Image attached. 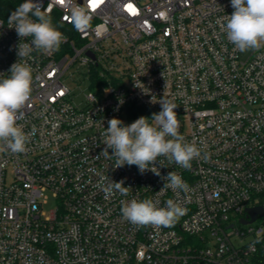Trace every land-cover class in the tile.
I'll return each mask as SVG.
<instances>
[{
	"label": "built area",
	"instance_id": "1",
	"mask_svg": "<svg viewBox=\"0 0 264 264\" xmlns=\"http://www.w3.org/2000/svg\"><path fill=\"white\" fill-rule=\"evenodd\" d=\"M34 2L66 40L26 58L33 85L17 123L35 134L24 152H0V264H264V228L253 224L264 215L240 222L247 207L264 208V45L242 59L227 40L221 25L231 0ZM73 7H86L87 29L74 28ZM7 18L5 76L20 43ZM73 68L90 81L81 103L67 84ZM163 97L177 105L178 131L201 156L190 169L159 157L160 175L114 168L115 157L102 153L108 121L150 119ZM169 172L188 191L164 188ZM101 176L105 185L124 181L127 195L106 197ZM47 192L56 201L49 216ZM133 198L160 207L171 199L187 212L172 227L137 226L121 214V201Z\"/></svg>",
	"mask_w": 264,
	"mask_h": 264
},
{
	"label": "clouds",
	"instance_id": "2",
	"mask_svg": "<svg viewBox=\"0 0 264 264\" xmlns=\"http://www.w3.org/2000/svg\"><path fill=\"white\" fill-rule=\"evenodd\" d=\"M231 6L234 11L221 25L227 40L240 52L259 49L264 45V0H231ZM70 18L78 31L89 27L90 16L86 7H73ZM7 22L15 29L20 43L16 46L17 62L11 65L7 76L0 75V152L22 153L29 137L35 134V129L25 133L17 123L23 118L22 109L30 99L33 85V69L26 58L34 51L43 54L58 51L66 37L59 26L53 24L47 8H42L34 0H24L8 16ZM159 103L161 111L152 115L151 123L144 116L130 125L118 118L108 121L102 133L105 145L102 153L109 158L115 157L114 168L135 165L140 173L150 170L160 175L154 166L159 157L190 169L192 160L201 156L200 149L194 143L185 142L178 131L179 121L174 111L177 105L164 97ZM100 179L106 197L117 192L127 195L129 188L124 187V181L109 180L105 185L103 182L107 178L101 176ZM163 179L164 188L173 192L188 191L187 184L176 172H169ZM186 212V208L171 199L164 207L148 198L121 201L122 218L137 226L172 227Z\"/></svg>",
	"mask_w": 264,
	"mask_h": 264
},
{
	"label": "rangeland",
	"instance_id": "3",
	"mask_svg": "<svg viewBox=\"0 0 264 264\" xmlns=\"http://www.w3.org/2000/svg\"><path fill=\"white\" fill-rule=\"evenodd\" d=\"M252 51L241 52L242 59H245ZM85 73V68H81L80 70L73 68L66 73L67 84L74 89V100L77 103L83 102L85 94L91 91L89 77ZM92 91H95V89H92ZM46 195L48 196V201L43 205V211L49 216L55 209L56 201L52 196V192H47ZM253 224L254 226H262L264 228V218L256 220Z\"/></svg>",
	"mask_w": 264,
	"mask_h": 264
},
{
	"label": "trees",
	"instance_id": "4",
	"mask_svg": "<svg viewBox=\"0 0 264 264\" xmlns=\"http://www.w3.org/2000/svg\"><path fill=\"white\" fill-rule=\"evenodd\" d=\"M23 0H0V17H8Z\"/></svg>",
	"mask_w": 264,
	"mask_h": 264
},
{
	"label": "water",
	"instance_id": "5",
	"mask_svg": "<svg viewBox=\"0 0 264 264\" xmlns=\"http://www.w3.org/2000/svg\"><path fill=\"white\" fill-rule=\"evenodd\" d=\"M246 212L248 213L247 217L240 220V222L243 224L254 222L258 218V216H263L264 208L262 206L247 207Z\"/></svg>",
	"mask_w": 264,
	"mask_h": 264
}]
</instances>
